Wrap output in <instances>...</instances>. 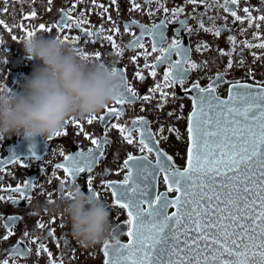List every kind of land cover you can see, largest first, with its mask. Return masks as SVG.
<instances>
[{"label":"flooded vegetation","instance_id":"af4514ba","mask_svg":"<svg viewBox=\"0 0 264 264\" xmlns=\"http://www.w3.org/2000/svg\"><path fill=\"white\" fill-rule=\"evenodd\" d=\"M135 2L140 5L138 10H133V0H117L115 5L111 0H96L95 4L92 0H53L51 5L48 4V0H8L7 3L0 0V19L12 29L8 31L7 28L0 26V86L6 90L19 92L24 79L32 74L37 62L27 57L23 43L29 38L27 33L35 31L34 36L56 39L59 37L60 40L65 35L68 36L69 42L63 44L75 52L87 53L89 59L84 61L88 64L104 63L117 68L124 76L125 85L130 86L137 94L131 102L122 106L114 101L91 116L67 120L69 123H64L59 131L62 134L55 135L46 142L43 138H37L35 142L29 143L15 135L0 139V195L4 197L0 200V264L4 260H7L8 264H50L48 254L39 249L41 244L51 252L56 264H60L61 260L63 264H104L105 256L102 251L104 242L107 240L113 245L116 242L113 234L121 243L128 240L127 225L123 223L127 219V214L123 209L113 205L111 191L103 187L107 181L123 180L127 169L120 170L127 155L148 156L155 166L159 149L171 156L175 166L183 170L186 166L188 148L187 117L193 109L192 94L198 92L195 89L191 91L186 89H191L194 83L206 88L216 80L218 74L222 81L216 84L215 94L221 99L228 97L229 88L234 83L253 87L264 85V49L245 46V42L252 44L264 42V21L258 19L264 15L262 0H240L239 5H225L224 0H197L196 4L187 3V0H160V3H157V0H135ZM73 4L76 5L75 9L72 8ZM160 4L169 11L165 13L164 7ZM98 5L107 8V13ZM225 7L229 11L226 12ZM245 7L249 8L253 17L251 27L243 12ZM176 8H183L184 11L173 15L172 10ZM31 11H36L37 17L25 20L24 16L29 15ZM231 11H236L237 15L244 18V22L235 20L230 14ZM62 13L72 16L69 24H73L75 20L86 19L87 23L81 25V28L92 31L93 36L88 37L86 32L75 26L58 32L53 26L61 22ZM109 16L111 20L108 19ZM41 23L53 27V31L49 33L37 30ZM201 23L205 28L219 29L220 35L216 36L214 31H205L200 27ZM256 24L260 25L259 28ZM153 25H162L156 32L163 31V41L158 35L154 38L151 34ZM101 27L103 31H100ZM115 28H119V33L112 31ZM256 34L260 39L254 38ZM108 35H113L117 49H113L111 42L104 39ZM141 36L143 48L127 47ZM72 37H79L78 42L72 43ZM229 37L235 38V45L229 41ZM174 40L179 41L181 54L177 55L175 51L162 54L159 49L161 47L169 49ZM154 43L157 48L155 52L152 50ZM205 45L207 47H204ZM118 50H122L121 56L116 55ZM97 51L101 54L99 60L94 58ZM145 52L148 54L147 59L144 56ZM185 52L188 60L197 67L186 72L183 85L177 82L170 87L165 86L164 74L170 64L177 60L183 61ZM222 52L226 54L222 55ZM161 55L167 59L157 64V57ZM229 61L232 62L230 69L227 67ZM146 64L149 67H145ZM153 64L157 65L155 77L150 75L152 70L150 66ZM137 72L144 77L143 80L137 77ZM117 79L121 83L119 78ZM157 84L160 85V90L151 91ZM162 93H167L166 100H162ZM144 96H149L150 99L145 101ZM113 107L122 108L123 114L119 119L107 116L106 108ZM102 115L105 116L106 122L99 120ZM92 116L97 119L88 124L87 120ZM139 117L148 121V129L152 133L151 153L147 150L140 151V131H132L134 143L130 145L123 139L119 130L111 126L119 124L131 129L132 122ZM73 120L76 121L75 124L72 123ZM160 129H163V132ZM169 129L175 131L170 132ZM105 135L109 143L102 149L103 156L98 159L90 173L79 174L76 183L73 184L57 165L66 163L64 156H76L80 152L87 154L88 149L95 150L91 139L102 140ZM156 141H159L158 145ZM30 150L34 151L38 158H34ZM133 175L135 179V169ZM90 177L93 189L99 193V200L103 201L110 212L112 227L104 242L84 246L71 234L69 218L63 212V202L68 199L69 187L78 185L87 193L86 181ZM61 180L66 181L63 187L60 185ZM25 181L34 184V187L25 190L26 195L31 196L30 201L21 198L20 193L10 191L17 186L23 189ZM151 190L153 194L165 193L169 199L176 196L175 192H167L162 172L151 182ZM13 200L17 203H12ZM168 211L170 214L175 209L169 208ZM9 216H16L17 219L14 222L9 221L7 219ZM13 224L11 227L13 234L5 240L4 237L8 235L9 230L6 225ZM39 224H43L44 227H39ZM121 227L125 229V233H121ZM24 233L28 235L25 236ZM16 248L30 251H24L23 255H19L14 251ZM108 251L112 255L115 254L113 247Z\"/></svg>","mask_w":264,"mask_h":264},{"label":"snow or ice","instance_id":"6c2138e0","mask_svg":"<svg viewBox=\"0 0 264 264\" xmlns=\"http://www.w3.org/2000/svg\"><path fill=\"white\" fill-rule=\"evenodd\" d=\"M7 2L8 0H5V3ZM52 2L53 0H48L49 5ZM92 2L95 4L96 0ZM111 3L115 5L117 0H111ZM157 3H160V0H157ZM187 3L196 4L197 0H187ZM224 3L239 5L240 0H224ZM98 6L104 8L103 5ZM160 6L164 7L163 4ZM75 7L76 5L73 4L72 8ZM139 8L140 5L133 0V10ZM4 11L6 12L7 8ZM107 11L108 9L104 8V12ZM164 11L167 13L169 9L164 7ZM183 11V8H176L172 13L178 15ZM225 11L229 9L225 7ZM243 12L246 14L249 27L253 26V17L249 8L245 7ZM230 14L235 20L244 22V18L237 15L236 11H231ZM81 16H84L83 12ZM36 17L37 12L31 11L29 15L24 16V19ZM62 17L61 22L53 26L58 32L75 26L86 32L88 37L93 36L92 31L81 28V25L87 23L86 19L75 20L73 24H69L68 21L73 19L72 16L62 13ZM108 19L111 20V17L109 16ZM258 19L264 21V15L259 16ZM0 26L7 28L8 31L12 30L3 19H0ZM259 26L256 24L257 28ZM53 27L41 23L37 30L51 33ZM200 27L205 31H214L216 36L220 35L219 29L205 28L203 23ZM161 28L162 25H153L151 34L154 38L158 35L163 41V31L156 32ZM103 30L101 27L100 31ZM112 31L119 33V28ZM27 35L30 38L35 35V31H29ZM254 38L260 39L258 34ZM104 39L111 42L113 49H117L113 35H108ZM141 39L142 36L137 37L127 47L143 48ZM57 40L68 43L69 37L65 35L62 40L59 37ZM78 40L79 37L71 38L72 43ZM229 41L235 45L234 37H229ZM245 46L264 49V42L258 44L245 42ZM152 50L153 52L157 50L155 43ZM159 50L162 54L175 51L180 55L181 45L178 40H174L169 49L161 47ZM77 54L83 60L89 59L87 53L77 51ZM122 54V50L116 51V55ZM100 55L97 51L94 58L99 60ZM147 55L145 52V59ZM135 59L134 57L133 61ZM166 59L164 55L157 57V64L165 62ZM156 66V64L150 66L152 69L150 75L153 77L156 76ZM145 67L149 65L146 64ZM196 67L195 63L188 60L185 52L183 61L177 60L174 64H170L164 74L165 86L170 87L177 82L183 85L186 72ZM227 67L229 69L232 67L231 61ZM112 74L121 82L116 104L122 106L131 102L137 95L135 91L125 85L124 76L117 68L112 67ZM136 75L140 80L144 79L139 72ZM221 81L222 77L218 74L216 80L206 88L194 83L191 89H186V91L198 90V96L193 100V109L187 117L188 148L186 166L183 170L175 166L171 156L157 149L155 166L148 156L128 154L120 170L127 169L123 180L104 183L103 187L111 191L113 205L123 209L127 214V219L123 223L127 225L128 237L126 243H121L113 234V239L116 241L114 255L108 251L113 245L107 240L104 242L102 247L104 264H264V85H257L255 90H252V85L234 83L229 88L227 99H221L215 94L216 84ZM241 89L244 91H239ZM0 90L5 88L0 86ZM158 90H160L159 84L151 91ZM161 95L162 100H166L167 93ZM143 99L147 101L150 97L144 96ZM106 114L109 118L114 116L119 119L123 111L122 108H106ZM96 119L92 116L87 123L91 124ZM99 120L106 122L104 115L100 116ZM68 123L69 121L65 122ZM72 123L75 124L76 121L73 120ZM132 123L131 129L119 124L111 126L117 128L130 145L134 143L132 131H140V151L147 150L151 153L153 136L148 129V121L139 117ZM160 131L163 132V129ZM169 131L175 130L169 129ZM61 134L57 132L56 136ZM91 143L95 146V150L88 149L87 154L80 152L76 156H64L66 163L57 165L73 184L76 183L79 174L91 172L98 159L103 156L102 149L109 141L105 135L102 140L92 138ZM158 143L159 141H156L157 145ZM31 153L34 158H38L34 151ZM161 172L164 173L167 192L176 193L173 199H169L165 193H152L151 182ZM65 183V180H61V187ZM86 185L92 197L99 199V193L92 187L91 177L87 179ZM30 187H34V184L25 181L23 189L17 186L10 191L18 192L21 198L30 201L31 196H27L25 191ZM67 196L69 197L70 193H67ZM3 199L4 197L0 195V200ZM12 203L17 201L13 200ZM169 208H174L175 211L169 214ZM7 219L14 222L17 217L9 216ZM6 226L9 230L8 235L4 237L5 240L13 234L11 227L14 224ZM38 226L44 227L43 224ZM120 231L125 233L123 227ZM24 235L27 236L28 233ZM39 249L48 254L50 264H56L51 252L43 244ZM14 251L23 255L24 251L30 250L22 251L16 248ZM2 264H8V261L4 260ZM60 264H63L62 260Z\"/></svg>","mask_w":264,"mask_h":264},{"label":"clouds","instance_id":"9594fccd","mask_svg":"<svg viewBox=\"0 0 264 264\" xmlns=\"http://www.w3.org/2000/svg\"><path fill=\"white\" fill-rule=\"evenodd\" d=\"M23 48L37 63L19 92L0 90V139L15 135L29 143L37 138L46 142L67 120L91 116L116 100L120 83L112 67L88 64L52 37L32 36ZM67 191L70 196L63 202V212L73 238L84 246L104 242L112 225L103 201L78 185Z\"/></svg>","mask_w":264,"mask_h":264},{"label":"water","instance_id":"95a60500","mask_svg":"<svg viewBox=\"0 0 264 264\" xmlns=\"http://www.w3.org/2000/svg\"><path fill=\"white\" fill-rule=\"evenodd\" d=\"M252 90H255V87H253V89ZM239 91H241V92H243L244 90H239ZM234 95H235V92L233 93ZM198 96V92H195V93H193L192 94V97L195 99L196 97ZM227 99V98H226Z\"/></svg>","mask_w":264,"mask_h":264}]
</instances>
